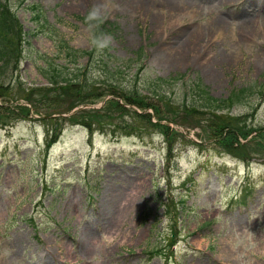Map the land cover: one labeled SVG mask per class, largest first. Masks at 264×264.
Returning a JSON list of instances; mask_svg holds the SVG:
<instances>
[{"label": "rangeland", "instance_id": "374dc122", "mask_svg": "<svg viewBox=\"0 0 264 264\" xmlns=\"http://www.w3.org/2000/svg\"><path fill=\"white\" fill-rule=\"evenodd\" d=\"M11 5L31 34L18 72L24 85L48 84L38 53L55 58L65 42L94 47L98 39L88 19L93 10L110 22L99 42L119 58L122 73L113 72V61L96 65L93 59L88 68L87 58H80L85 68L77 77L88 70L99 97L85 94L84 83V103L70 111L53 110L51 119L39 120L19 110L22 118L0 128V264H264V0ZM66 61L63 56L54 63ZM4 79L8 96L18 86ZM112 87H136L151 106H128L109 92ZM203 88L214 99L205 106L195 94ZM233 93L234 105L216 111V100ZM115 99L132 110L123 128L134 120L147 124L135 111L152 114L154 122L155 109L176 116L171 140L150 125L126 133L116 109H105ZM19 103L29 106L9 105ZM90 106L105 115L93 130L78 122ZM186 107H194V118H184ZM213 112L239 117L256 130L261 141L249 145L258 151L229 152L209 129L207 136L201 128L181 131L184 121L207 125L204 118ZM58 132V141L47 148V138ZM238 141L244 138L238 135L234 147Z\"/></svg>", "mask_w": 264, "mask_h": 264}, {"label": "trees", "instance_id": "16d2710c", "mask_svg": "<svg viewBox=\"0 0 264 264\" xmlns=\"http://www.w3.org/2000/svg\"><path fill=\"white\" fill-rule=\"evenodd\" d=\"M9 1L10 3L8 2V0H1L0 2V81L4 78L5 81L9 79L10 86L14 83V86L17 84L18 87L15 92L14 89H12L9 95L7 96L6 92L4 91V83H0V96L7 97V99L2 100V104H0V128L10 126L11 122L18 120V118L20 117L22 118L23 116L20 115V113L25 114L24 116L27 117L34 113L40 116L39 120L41 118L43 120H47L44 117L49 116V119H51L50 115L53 110L57 112H63L64 109L65 111H70L72 108L77 106V104L84 103L83 94L85 90L84 85L86 83L87 89L85 94H94L92 98L99 97L101 94H98V90L96 88H93L89 83L88 70L84 71L82 79L77 77V72L85 68L81 66V63L79 62L80 58H87L86 67L88 68L91 66V62L93 61V59L99 61L96 65H108L109 62L113 61V64L116 65L111 68L113 72L119 74L122 73V70L119 69V66H121L120 64H118L119 58H113L112 55L107 53L108 47L102 45L99 42V37L103 34H107V32L109 31L107 28L108 26H110V22L100 20L98 17H96L92 20L94 21L95 25L94 35L98 40L94 43V47L91 50L76 49L72 47L68 42H65L64 46H60V53L55 56V58L50 57L48 54L40 55V53H38V57L41 58L43 62V66L39 64V70L48 80V84L45 86L24 85L21 77L18 75V72L20 71L21 62L24 59V43L26 41L30 43L28 37L31 34L24 30L23 24L21 23L17 14L12 9V0ZM30 8L37 10L38 5L33 4L30 6ZM100 49L102 51L105 50L104 52H102L101 55H99V52L101 51ZM62 53H64V55H62ZM63 56L65 57V59H67L66 63H54L57 57L63 58ZM69 63L71 64V66L68 65ZM52 65L53 67L51 68ZM131 66L132 65L128 66V68H131ZM65 70H67V72L65 76H62L63 71ZM103 71L110 74V68H103ZM202 91L196 92L195 94L198 96L199 101H201L202 104L205 106L207 105V100L214 99L212 98V96H208V92L205 91L204 88ZM109 92L111 94L122 97L124 102L128 103L129 105L137 106L138 108L146 110L149 108V106H151L150 102L147 100V96L143 95L141 90L136 87H112L111 91L109 89ZM234 95L235 93L229 96L228 99L222 100V102H220V100H216V111H222L229 106H233L235 103ZM23 101L30 103L33 109L23 103H19L14 107L9 105V103L11 102ZM105 109L106 111H108L109 114L110 110L116 109V114L122 117L120 119V121L122 122L121 127L125 123V117L127 115V112L129 111L132 113V110L130 108H127L125 105L121 104L119 100L116 99L109 100L107 105L105 106ZM197 109L200 110V114L206 113V110H201L206 108ZM19 110L20 113H17V111ZM43 110H45V112ZM193 110L194 107L184 108L182 110L184 118H194L195 114L191 113V111ZM155 111L158 122H154L152 120V114L150 113H137L135 111V116H137L141 121L146 122L148 125L140 124L134 120L132 123L127 124L126 128L122 127V129L126 131V133H132L133 131L141 129L139 128L141 125L147 128L150 126L158 127L160 131L165 134L167 139L171 140V137L168 136L171 130L170 125L168 123H162V121L168 120L173 122H179V120L176 118V116L172 117L169 115L161 114V112H159L157 109H155ZM169 111L173 113V111H175L174 107L169 108ZM100 113L101 112L99 110H96L94 108L84 109V111L82 112V116L78 122L82 125L84 124L88 126V128L93 130L94 128L98 127V123H102L98 121H104L105 115H101ZM223 115H218L217 112H213V116H211L210 118H204L208 122H206L207 125H204L203 122L200 121L193 124H188L187 121H184V125L192 127L199 126L207 135V129H209V131L211 130V136L213 134L218 136L219 143H221L222 146L229 152L235 151L237 149L244 150V152L246 153L245 156H247V153L250 151H258L256 149L250 150L249 144L253 143L254 140L261 141V135L256 136L254 134V131L256 130L248 128V126L245 125L241 118H233L230 117L229 114H227L228 116ZM127 128H130V130H127ZM60 134L61 133L58 132L52 140L47 138L48 148H50L53 143L57 141V139L60 137ZM238 135H241L244 138V141H247H238L237 147H234L235 140L237 139ZM174 136H176V134H172V138ZM172 144L173 142L170 144V151H172L173 149ZM257 144L259 146H263L261 142H257Z\"/></svg>", "mask_w": 264, "mask_h": 264}, {"label": "clouds", "instance_id": "9594fccd", "mask_svg": "<svg viewBox=\"0 0 264 264\" xmlns=\"http://www.w3.org/2000/svg\"><path fill=\"white\" fill-rule=\"evenodd\" d=\"M96 17H97V11L93 10V11L89 12V14H88L89 20L95 19Z\"/></svg>", "mask_w": 264, "mask_h": 264}, {"label": "bare ground", "instance_id": "6f19581e", "mask_svg": "<svg viewBox=\"0 0 264 264\" xmlns=\"http://www.w3.org/2000/svg\"><path fill=\"white\" fill-rule=\"evenodd\" d=\"M178 58H179V57H175L174 59L177 60ZM174 59H173V60H174ZM212 73H213V71H212ZM212 73L210 72L211 75H212Z\"/></svg>", "mask_w": 264, "mask_h": 264}]
</instances>
